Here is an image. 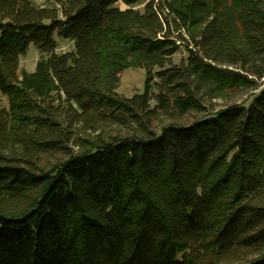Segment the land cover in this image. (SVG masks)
Returning a JSON list of instances; mask_svg holds the SVG:
<instances>
[{"label": "trees", "instance_id": "16d2710c", "mask_svg": "<svg viewBox=\"0 0 264 264\" xmlns=\"http://www.w3.org/2000/svg\"><path fill=\"white\" fill-rule=\"evenodd\" d=\"M142 1L0 0V264H264V0Z\"/></svg>", "mask_w": 264, "mask_h": 264}, {"label": "rangeland", "instance_id": "374dc122", "mask_svg": "<svg viewBox=\"0 0 264 264\" xmlns=\"http://www.w3.org/2000/svg\"><path fill=\"white\" fill-rule=\"evenodd\" d=\"M33 1L38 5L45 3V0H33ZM149 1L151 0H143L141 3H139V5L134 6V8L138 10L139 9L143 10L144 9L143 7ZM118 6L122 9L126 7L125 5L121 3L118 4ZM72 47H73V44L71 41L69 40L64 41V40L59 39V48L57 49V52L58 53L69 52V50H71ZM198 50L200 54L205 59H207V54L205 50L202 49L201 46L198 47ZM187 56H188V52L187 50L183 48L180 53L174 56L172 63L179 64L183 59H186ZM39 59H40V54H38V52L36 51L33 45H30L26 53V56H23L20 59V63H19L20 71L35 72L36 70L35 65ZM145 78H146V71L144 69L127 68L125 71L119 74V79L121 80V84L117 92L126 98L133 96L135 93L142 94L144 91L145 82H146ZM262 82L264 83V79L262 80ZM252 94H255V93H246L239 97H233L235 99L228 100V101L218 99L213 102L212 106L215 105L221 108V107L227 106L228 104H233V103L240 104V105L242 104L248 105L252 100V96H253ZM0 99L2 101V107L7 108L8 107L7 98L3 97L1 92H0ZM151 105L153 107L155 105V101H152ZM161 113L163 114L162 111ZM197 118L199 117L195 114H188L184 118H181L179 116L173 117L172 115L171 116L162 115L160 119H158L157 121H154V128L157 130L161 126L171 124V123L185 125L186 123L194 122V120H196Z\"/></svg>", "mask_w": 264, "mask_h": 264}]
</instances>
